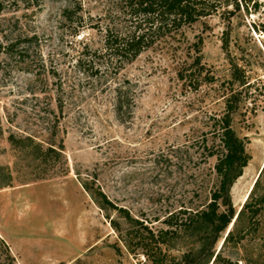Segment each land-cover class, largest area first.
Returning <instances> with one entry per match:
<instances>
[{"label": "rangeland", "instance_id": "rangeland-1", "mask_svg": "<svg viewBox=\"0 0 264 264\" xmlns=\"http://www.w3.org/2000/svg\"><path fill=\"white\" fill-rule=\"evenodd\" d=\"M78 1L65 14L72 0H0V40L15 43L0 52V238L12 264H264V0H242L227 47L215 14L123 65L93 53L112 1ZM235 63L250 85L231 124L249 158L215 231L190 217L218 186L208 146L241 87ZM0 264H11L2 245Z\"/></svg>", "mask_w": 264, "mask_h": 264}, {"label": "trees", "instance_id": "trees-1", "mask_svg": "<svg viewBox=\"0 0 264 264\" xmlns=\"http://www.w3.org/2000/svg\"><path fill=\"white\" fill-rule=\"evenodd\" d=\"M111 1L104 21L100 22L99 19L93 24L101 32L103 40L101 49L94 48L93 53L105 57L106 60L115 59L121 62L120 65L132 60L159 40L182 33L186 26L215 14L226 20L227 27L222 30V45L227 47L231 15L242 4V0ZM72 2L71 7L64 9L65 14L80 9L78 0H72ZM13 45H15L14 42L4 44L0 40V52L12 53ZM233 65L235 77L241 87L231 88L225 96L224 110L215 118L218 142L208 146L209 155H216L214 168L219 177L218 186L211 191V196L204 207L196 210L195 216L190 217L191 221L200 219L210 222L215 231L224 229L234 215L229 193L230 186L242 173V168L249 158L246 141L236 133L231 121L232 112L238 107L242 98L243 88L250 85V81L248 82L244 71H241L236 63ZM238 71L241 73L238 74ZM221 204H226L227 208L221 209ZM246 204H248L247 200L242 206ZM120 209L124 208L120 207ZM164 221L169 220L164 218ZM167 231V229L161 230L163 233ZM0 245L4 247L5 254L12 264L13 256L2 238H0Z\"/></svg>", "mask_w": 264, "mask_h": 264}]
</instances>
